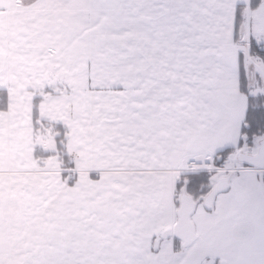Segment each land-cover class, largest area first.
I'll list each match as a JSON object with an SVG mask.
<instances>
[{
  "label": "snow or ice",
  "instance_id": "obj_1",
  "mask_svg": "<svg viewBox=\"0 0 264 264\" xmlns=\"http://www.w3.org/2000/svg\"><path fill=\"white\" fill-rule=\"evenodd\" d=\"M29 129L86 195L5 199ZM0 264H264V0H0Z\"/></svg>",
  "mask_w": 264,
  "mask_h": 264
},
{
  "label": "crops",
  "instance_id": "obj_2",
  "mask_svg": "<svg viewBox=\"0 0 264 264\" xmlns=\"http://www.w3.org/2000/svg\"><path fill=\"white\" fill-rule=\"evenodd\" d=\"M29 131H31V129L28 130L27 138L33 136V133ZM17 134L14 135L13 142L5 146V170L3 172V177L6 185V200H11L17 204H23L25 201L34 199L36 193L44 192L47 194L51 191H55L57 196H62L64 200L71 199L77 195L81 197L86 195V193L81 190L82 186L85 182H87L88 185L94 182L88 180V174L83 171L85 164L83 163L82 153L76 152L74 147L70 144L66 149L69 153L67 163L71 164L69 168L66 166V163H59L54 159L43 163V165L35 166V164H33L32 142H28L26 139L25 142L21 144L23 147L20 150L21 154L26 158L29 157L30 165L22 166L20 164L16 167V160L13 158L14 155H12L13 143L20 144L19 140L22 138L18 139ZM5 135H9V133L6 131ZM42 145L43 147H47L49 142H45L44 140ZM51 152L54 153L55 151L52 150ZM70 177H73L72 182H69ZM69 185L72 186L70 187ZM8 188H11V191H7ZM21 196L24 197V201L20 200ZM16 215H18V213H16Z\"/></svg>",
  "mask_w": 264,
  "mask_h": 264
},
{
  "label": "rangeland",
  "instance_id": "obj_3",
  "mask_svg": "<svg viewBox=\"0 0 264 264\" xmlns=\"http://www.w3.org/2000/svg\"><path fill=\"white\" fill-rule=\"evenodd\" d=\"M32 133V131H29ZM35 140L32 139V136H29L27 138L28 142H32V148L33 153H35V156L33 155V164L35 166L43 165L45 162H49V160H56L59 163H67L68 162V151L61 149L60 151L56 150V144L53 141L52 134L45 130L44 133H41L40 131H37L35 133ZM28 135V131L26 133H18L17 138H23ZM45 140V142H49V145L47 147H43L42 142ZM23 145L18 143H13V153L14 159L16 160L15 166L18 167L20 164L22 166H29L30 161L29 157L26 158L23 154H21V150ZM47 148V149H46ZM54 150L55 152L52 153L51 151ZM29 156V155H28ZM73 180V177L69 178V181Z\"/></svg>",
  "mask_w": 264,
  "mask_h": 264
},
{
  "label": "trees",
  "instance_id": "obj_4",
  "mask_svg": "<svg viewBox=\"0 0 264 264\" xmlns=\"http://www.w3.org/2000/svg\"><path fill=\"white\" fill-rule=\"evenodd\" d=\"M66 166L69 168L71 166L70 163H66ZM69 182H72V180H70Z\"/></svg>",
  "mask_w": 264,
  "mask_h": 264
}]
</instances>
